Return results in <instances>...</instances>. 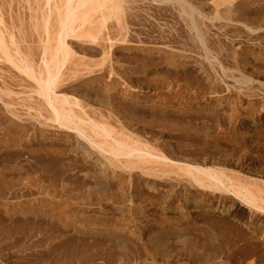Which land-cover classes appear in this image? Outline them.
Segmentation results:
<instances>
[{
  "label": "rangeland",
  "instance_id": "374dc122",
  "mask_svg": "<svg viewBox=\"0 0 264 264\" xmlns=\"http://www.w3.org/2000/svg\"><path fill=\"white\" fill-rule=\"evenodd\" d=\"M54 3L0 0V264H264V0H115L79 38Z\"/></svg>",
  "mask_w": 264,
  "mask_h": 264
},
{
  "label": "bare ground",
  "instance_id": "6f19581e",
  "mask_svg": "<svg viewBox=\"0 0 264 264\" xmlns=\"http://www.w3.org/2000/svg\"><path fill=\"white\" fill-rule=\"evenodd\" d=\"M38 1V0H37ZM75 2H74V4H71V3H73V2H71V0H59V4H55V6L50 10V12L51 13H48V15L49 16H53L54 15V18H56V20L55 21H57V23H62L63 25H64V27H66L65 25L67 24V30H66V33H71V34H73V33H75V35L74 36H77L78 38L79 37H91L92 35H93V32L94 31H96L97 32V30L99 29V27H97L96 29H94V28H92V29H90V25H91V22H92V20H94V17H96L97 18V16L100 14H98L97 15V11L99 10V9H101V10H105L106 8H108V10L110 9V10H113V12H114V10L115 11H118V9H117V7H115V0H74ZM40 2V1H39ZM42 2V1H41ZM40 2V3H41ZM34 3H35V1H34ZM36 5V4H35ZM39 5V4H38ZM42 5V4H41ZM37 6V5H36ZM37 7H39V6H37ZM36 7V8H37ZM44 7V6H43ZM41 8V7H40ZM44 8H46V7H44ZM32 9V8H31ZM39 10V9H38ZM100 10V11H101ZM107 10V11H108ZM34 11V10H33ZM35 12V11H34ZM103 13V12H102ZM116 13V12H115ZM118 13V12H117ZM40 14V13H39ZM105 14V13H104ZM103 14V15H104ZM48 15H46L47 17H48ZM101 15V14H100ZM102 15V16H103ZM47 17H45V18H47ZM52 18V17H51ZM95 18V20H97ZM48 19V18H47ZM47 19H46V21H47ZM41 21V20H40ZM46 21H45V23H46ZM98 21V20H97ZM63 22H65L66 24H64ZM77 22L79 23V24H81V25H83V24H85L86 25V27L87 26H89V27H87V28H84V27H82V28H84V29H81V30H79V31H74L73 29H72V26L74 25V23H76L77 24ZM94 22V21H93ZM54 23V22H53ZM96 23V22H95ZM92 24H94V23H92ZM60 25V24H59ZM97 25V24H96ZM41 26V25H40ZM45 26V25H44ZM47 26V25H46ZM77 26V25H76ZM94 25H92V27H93ZM42 27H43V25H42ZM63 27V28H64ZM95 27V26H94ZM76 28V27H75ZM45 29H47V28H45ZM51 29V28H50ZM94 29V30H93ZM60 31V30H59ZM95 32V33H96ZM65 33V32H64ZM77 34V35H76ZM63 35V34H62ZM96 35V34H95ZM64 36V35H63ZM3 38V37H2ZM2 38H1V34H0V50L1 51H4V49H3V44H2V42L4 41H2ZM52 38V37H51ZM54 38V37H53ZM57 38V37H56ZM55 38V39H56ZM63 38V37H62ZM61 39V38H60ZM86 39V38H85ZM79 40V39H78ZM89 41V40H88ZM94 41V40H93ZM47 42H48V40H47ZM61 43H62V41H61ZM51 44V43H50ZM52 47V46H51ZM50 49V48H49ZM61 49L63 50V57H66V56H68V54H69V51H68V49L65 47H62L61 46ZM7 50V49H6ZM47 50V49H46ZM48 51V50H47ZM49 52V51H48ZM50 52H52V50L50 51ZM58 52V51H57ZM3 53V52H2ZM47 53V52H46ZM62 53V52H61ZM1 54V53H0ZM52 54L53 53H50V56H52ZM56 55H57V53H56ZM3 56V55H2ZM8 56H9V54H8ZM72 56V55H71ZM70 56V57H71ZM10 57H12L11 56V54H10ZM60 57V56H59ZM8 58V57H7ZM9 59V58H8ZM11 59V58H10ZM51 60V59H50ZM54 64V63H53ZM20 66H22V65H20ZM58 66V65H57ZM23 67H24V65H23ZM29 67V66H28ZM31 67V66H30ZM21 68V67H20ZM58 68V67H57ZM22 69V68H21ZM59 69V68H58ZM23 70L25 71V73L27 74V75H30L31 74V72H30V70L27 68V67H24L23 68ZM56 74V73H55ZM32 77H34V76H32ZM40 77H42V76H40ZM46 77V76H45ZM47 78V77H46ZM49 78H51V77H49ZM56 78V77H55ZM55 78L54 77H52V79H49L48 81H44V80H42V79H38V80H36L37 82H38V85H39V94L44 98V100L47 102L46 104H49V101H51L52 102V100L54 101V103H57V104H59V105H56L57 107H60V105H61V108H62V111L63 112H61L62 114H61V117L60 116H58L57 114V118L58 117H60L61 119H58V120H62L63 122H64V124L65 125H67L68 123H69V121L71 122V116H70V112L68 111V110H64V107H65V103H66V99L65 98H62V97H60L59 98V95L57 94L56 95V91H58L59 90V88H55L54 89V91H53V95H52V97H50L49 98V96H48V91H50L49 89H50V87L51 86H55L54 85V83H56L55 82ZM35 81V82H36ZM58 81H60V80H58ZM37 84V83H36ZM53 84V85H52ZM52 89V88H51ZM37 90V89H36ZM36 90H35V92H36ZM37 93V92H36ZM38 94V95H39ZM61 95V94H60ZM41 98V97H40ZM42 100V99H41ZM57 101V102H56ZM51 102H50V104H51ZM75 103V102H74ZM67 104V103H66ZM53 105V103L51 104V106ZM64 106V107H63ZM66 108V107H65ZM67 108H68V104H67ZM58 109H60V108H58ZM61 111V110H60ZM56 118V117H55ZM57 120V119H56ZM58 122V121H57ZM62 122V123H63ZM60 123V122H59ZM89 124V123H88ZM91 127H93V125H90ZM90 128V127H89ZM103 128V127H102ZM100 129V128H99ZM90 130H92V129H90ZM97 131H98V129H96ZM100 132H101V130H99ZM108 131V130H107ZM103 133V132H102ZM104 133H105V130H104ZM81 134V133H80ZM98 134H99V132H98ZM102 135V134H101ZM82 136V135H81ZM100 136V135H99ZM83 137V136H82ZM96 137V136H95ZM105 137V136H104ZM110 137V136H109ZM98 138V137H97ZM122 138V137H121ZM132 138V137H131ZM105 139V138H104ZM123 139H125V138H123ZM120 140V139H119ZM98 142H99V140H98ZM102 142V141H101ZM106 144V143H105ZM108 144V143H107ZM106 146V145H105ZM131 147V146H130ZM108 148V147H107ZM109 149V152L113 155V156H115V155H124V157L126 158V156H129L130 154H131V152H133L134 150H132V149H130L129 147H127L126 145H123L122 144V142H121V140L120 141H116V143H115V145L114 146H110V148H108ZM136 151V150H135ZM141 152V151H140ZM140 154V153H139ZM142 154V153H141ZM157 155V157L155 156V160L156 161H158V162H160V163H166L165 162V159L160 155L159 156V154H156ZM112 156V157H113ZM154 156V155H153ZM114 158V157H113ZM133 161V160H132ZM153 161V160H152ZM145 163V162H144ZM152 163V162H151ZM153 163H154V161H153ZM171 163V162H170ZM128 164H131V161H129L128 162ZM127 164V167L128 166H130V165H128ZM135 164H138V163H135ZM135 164L133 163V165H134V167H136L135 166ZM146 164V163H145ZM167 164V163H166ZM169 165H171V164H169ZM165 167V166H164ZM173 167V166H172ZM171 167V168H172ZM174 167H176V166H174ZM170 168V169H171ZM177 168V167H176ZM199 168V167H198ZM166 170V169H165ZM210 172V171H209ZM208 172V173H209ZM179 173V172H178ZM205 173V172H204ZM203 174V173H202ZM208 176V175H207ZM201 177V176H200ZM203 178V177H202ZM207 179V178H206ZM214 179V178H213ZM197 181V180H196ZM200 181V180H199ZM213 186V185H212ZM211 186V187H212ZM246 191V190H245ZM248 192V191H247ZM245 193V192H244ZM252 193V192H251ZM260 193V192H259ZM246 195V194H245ZM249 195V194H248ZM253 195H254V193H253ZM258 196H260V194L258 195ZM264 196V195H263ZM248 198V197H247ZM260 198V197H259ZM253 199L255 200V198L253 197ZM257 200V199H256ZM255 200V201H256ZM260 200H262L261 198H260ZM263 201V200H262ZM261 201V202H262ZM264 202V201H263ZM264 204V203H263Z\"/></svg>",
  "mask_w": 264,
  "mask_h": 264
}]
</instances>
